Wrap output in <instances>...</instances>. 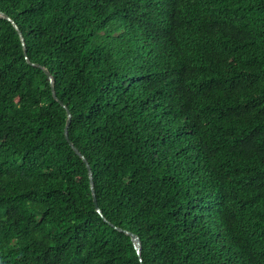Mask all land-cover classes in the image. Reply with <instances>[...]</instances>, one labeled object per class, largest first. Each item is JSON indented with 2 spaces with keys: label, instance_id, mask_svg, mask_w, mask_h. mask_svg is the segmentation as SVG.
I'll list each match as a JSON object with an SVG mask.
<instances>
[{
  "label": "trees",
  "instance_id": "16d2710c",
  "mask_svg": "<svg viewBox=\"0 0 264 264\" xmlns=\"http://www.w3.org/2000/svg\"><path fill=\"white\" fill-rule=\"evenodd\" d=\"M0 11V264H264V0Z\"/></svg>",
  "mask_w": 264,
  "mask_h": 264
},
{
  "label": "water",
  "instance_id": "95a60500",
  "mask_svg": "<svg viewBox=\"0 0 264 264\" xmlns=\"http://www.w3.org/2000/svg\"><path fill=\"white\" fill-rule=\"evenodd\" d=\"M0 18L4 19V20H7L8 22H10L12 24V26L14 27V29L17 31L18 35H19V38H20V41H21V44H22V48H23V51H24V55H25V60L28 64H30L31 66H34V67H38L40 68L44 74L46 75L49 83H50V87H51V92H52V97L53 99L58 102L66 111V115H67V119H66V123H65V128H64V135H65V138L69 144V146L72 148V150L74 151V153L85 163L86 165V168H87V171H88V177H89V182H90V190H91V194H92V198H93V203H94V208L96 210V212L103 218L104 221H106V219L103 217L102 215V212L101 210L99 209L98 205H97V201H96V197H95V193H94V185H93V180H92V172H91V168H90V165L88 164L86 158L78 151V149H76L74 147V145L70 142L69 140V137H68V129H69V126H70V123H71V114L69 112V110L67 109V107L57 98L56 94H55V91H54V85H53V82H54V79L52 77V75L45 69L43 68L42 66L38 65V64H34V63H31L28 59V57L26 56V46H25V43H24V39H23V36L21 34V32L19 31L17 25L14 23V21L8 17L7 15H5L4 13H2L0 11ZM111 227H113L115 230L119 231V232H123L125 233L126 235L129 236L131 242H132V245L135 249V252L138 256V259L139 261L142 263V258H141V241L139 239V237L129 231H126V230H122L120 228H117L115 226H112L110 224Z\"/></svg>",
  "mask_w": 264,
  "mask_h": 264
}]
</instances>
